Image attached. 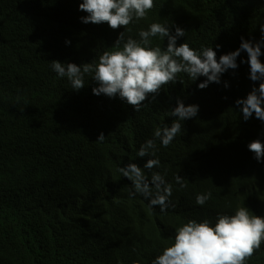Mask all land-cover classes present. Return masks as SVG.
<instances>
[{
  "label": "trees",
  "instance_id": "16d2710c",
  "mask_svg": "<svg viewBox=\"0 0 264 264\" xmlns=\"http://www.w3.org/2000/svg\"><path fill=\"white\" fill-rule=\"evenodd\" d=\"M229 1L154 0L147 19L134 20L129 32L82 23L86 13L78 10L81 0H0V264H147L167 243L158 221L168 211L159 215L157 208L152 211L125 195L102 205L95 193L112 188L118 177L85 170L81 143L94 133L109 132L121 150L118 163L133 159V143L149 114L162 123L178 97L184 104L199 105V113L181 121L184 128L170 149L202 161L210 172L200 169L189 186L193 198L212 194L197 206V221L211 222L238 206L264 216V174L245 148L256 126L242 122L232 108L206 103L230 75L199 89L202 79L192 82L181 73L177 79L182 83L165 85L155 101L146 100L136 112L120 104L118 96H91L96 83L90 80L74 91L51 67L53 60L90 63L109 43L113 50L121 31L125 40H139V30L154 22L171 30L181 26L190 47H213L217 56V44L224 47L241 37L259 41L250 38L260 37L261 1ZM158 39L153 38V46ZM109 168L114 169L112 162ZM249 261H264V245Z\"/></svg>",
  "mask_w": 264,
  "mask_h": 264
},
{
  "label": "clouds",
  "instance_id": "9594fccd",
  "mask_svg": "<svg viewBox=\"0 0 264 264\" xmlns=\"http://www.w3.org/2000/svg\"><path fill=\"white\" fill-rule=\"evenodd\" d=\"M260 1L264 21V0ZM73 5L75 8L77 2ZM155 6L154 0H81L78 10L86 13L80 17L84 24H106L114 31L123 28L130 32L128 26L134 20L147 19ZM171 28L151 23L147 30H139V40L131 36L125 40V33L121 31L113 50L109 43L92 62L53 60L52 70L58 77H66L74 91L85 88L84 81L90 80L96 83L91 96H118L120 104L125 102V107L131 106L136 112L146 100L155 101L165 85L182 83L177 79L181 73L187 74L186 78L192 82L202 79L197 85L199 89L221 83L222 77L228 74L230 79L209 94L206 103L212 108L220 104L223 110L232 108L242 122L256 126L245 148L255 169L264 174V23L259 25L260 37L250 38L259 41L241 37L240 47L239 40L224 47L217 44L218 56L213 47L202 45L200 50L190 47L181 26ZM157 37V45L153 46V38ZM185 104L178 97L177 106H170L168 119L160 124L149 114L141 135L133 143V159L118 163L121 150L113 135L99 132L82 141L80 163L90 174L99 170L117 175L118 181L112 188L95 193L102 205L111 204L114 196L125 195L148 205L152 211L157 208L159 215L168 211L158 221L167 243L147 264H255L249 260L264 245V216L255 215L246 206H238L235 212L218 214L211 222L196 219L197 206L205 205L212 194L201 193L193 198L189 186L197 179L200 169L210 174L209 169L202 161L194 162L176 155L174 147L170 149L184 128L181 121L195 118L199 113V105ZM110 162L114 169L109 168ZM220 191L224 195L242 196ZM177 221L180 223L175 226ZM131 264L143 263L132 261Z\"/></svg>",
  "mask_w": 264,
  "mask_h": 264
},
{
  "label": "bare ground",
  "instance_id": "6f19581e",
  "mask_svg": "<svg viewBox=\"0 0 264 264\" xmlns=\"http://www.w3.org/2000/svg\"><path fill=\"white\" fill-rule=\"evenodd\" d=\"M254 168V167H253ZM254 170V169H253ZM250 172V171H249ZM252 172V171H251ZM253 173H254V171H253Z\"/></svg>",
  "mask_w": 264,
  "mask_h": 264
}]
</instances>
